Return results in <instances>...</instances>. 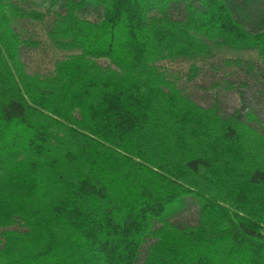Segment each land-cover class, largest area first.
<instances>
[{
	"label": "trees",
	"instance_id": "trees-1",
	"mask_svg": "<svg viewBox=\"0 0 264 264\" xmlns=\"http://www.w3.org/2000/svg\"><path fill=\"white\" fill-rule=\"evenodd\" d=\"M49 1L72 53L39 75L15 26L44 13L0 0V264H136L146 239L141 264H264V127L158 65L208 42L264 63V0ZM189 199L196 224H173Z\"/></svg>",
	"mask_w": 264,
	"mask_h": 264
},
{
	"label": "rangeland",
	"instance_id": "rangeland-1",
	"mask_svg": "<svg viewBox=\"0 0 264 264\" xmlns=\"http://www.w3.org/2000/svg\"><path fill=\"white\" fill-rule=\"evenodd\" d=\"M16 3L27 10L44 13L41 21L20 20L15 31L23 39L38 42L37 46L22 47L20 50V58L27 72L50 74L56 61L72 53L55 48L48 36L55 14L60 13L61 9L58 5H51L49 0H16ZM169 14L175 19H182V5L172 8ZM84 17L95 21L99 15L92 13ZM208 45L205 55L164 60L158 65L185 95L202 107L214 106L223 116L237 112L240 118H243L246 110L252 111L257 122L252 121L250 125L260 131L264 127V63L254 50L234 51L213 42H208ZM225 60H229L230 64H225ZM235 60L240 64L234 63ZM97 63L107 64L103 59ZM196 220L197 203L192 199L186 202L182 211L170 218L177 226L195 225ZM8 229L22 228L13 225ZM151 242V239L144 241L136 264H141L145 248Z\"/></svg>",
	"mask_w": 264,
	"mask_h": 264
}]
</instances>
